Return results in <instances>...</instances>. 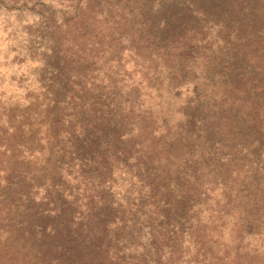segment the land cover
Here are the masks:
<instances>
[{
  "label": "clouds",
  "instance_id": "clouds-1",
  "mask_svg": "<svg viewBox=\"0 0 264 264\" xmlns=\"http://www.w3.org/2000/svg\"><path fill=\"white\" fill-rule=\"evenodd\" d=\"M91 3L92 0H0V129H7L9 136L16 133V126L9 121L13 110L19 113L15 116V125H21L26 117L31 122V125H22L25 135H29L34 127L47 129V124L41 125L40 122L54 101L44 84V77L45 70L50 74L53 72L47 58L53 56V48L58 41L61 56L93 66L84 85L93 93L103 89L106 95L112 96L115 102L110 103V107L118 112V118H123L126 125L119 139L126 145L135 146L126 162L123 158L110 156L105 175L89 180L81 175L79 162L71 169L64 165L60 175L70 186L63 190L64 199L76 201L75 206L79 208L73 218V228L87 216L90 199H94L98 207L104 205L98 193L109 194L114 200L113 208L122 205L125 209L130 206L129 200L139 204L141 197H150L152 186L141 178L144 165L140 160H147L145 153H158L151 161L158 168L174 171L181 165L182 162L175 158L170 163L161 149L166 142L176 138L179 125L188 119L186 110L196 107L195 89H203L207 82L208 61L203 56L182 65L162 50L150 56L138 54L129 46L127 38L120 41L119 47H110L107 42L109 33L118 34L117 22L123 23L120 8L114 9L115 19H112L108 11L90 13ZM159 8L157 0L153 11ZM123 15L128 16V13ZM81 21L91 27V33L84 34L79 27ZM160 27H164L163 21ZM220 27L212 26L211 35L204 41L211 42L213 52L224 44L223 40L215 39ZM45 28L54 39H42L41 33ZM78 79L84 78L79 74L72 75V81ZM211 92L209 88L208 93ZM90 106L91 102L85 107ZM67 123L66 119L65 125ZM41 137L40 143L45 145V150L29 152L21 146L23 156L20 159L43 163L49 153L43 131ZM67 138L68 133L61 134V139ZM6 151V146H0V154ZM7 154L10 156L11 152ZM6 175L7 171L0 169V188L7 184ZM232 175L244 179V173L234 171ZM188 179L195 183L192 177ZM229 185L226 187L211 176L202 186L196 185L200 189V200L206 202L190 204L187 215L191 217V226L180 235V251L173 253L164 247L160 257L163 264H264V211L259 216L250 215L248 209L251 205L243 195H238L237 185L231 182ZM50 187L51 180L43 187H33L32 198L37 204L47 202ZM261 187L264 188V184ZM169 189L175 191V183L170 184ZM161 191L166 189L161 188ZM153 210L151 204L146 209ZM58 211L48 214L55 216ZM15 219V208L10 212L0 205V264H47L20 237ZM119 225L120 220L117 219L115 224H109V229H116ZM48 231L52 232L51 227ZM144 231L141 239L147 245L151 237L147 235V228ZM176 231L179 233V228ZM126 251L140 254L144 248Z\"/></svg>",
  "mask_w": 264,
  "mask_h": 264
},
{
  "label": "rangeland",
  "instance_id": "rangeland-1",
  "mask_svg": "<svg viewBox=\"0 0 264 264\" xmlns=\"http://www.w3.org/2000/svg\"><path fill=\"white\" fill-rule=\"evenodd\" d=\"M221 2L222 0H159L160 8L158 11L154 12L153 6L157 3V0H92L89 12L95 13L99 11L103 13L104 11H108L109 17L115 19L113 11L115 8L119 7V14L123 23L117 22L118 27L116 28V33L118 34L114 35L109 33L107 42L110 47H119L120 41L123 38H127L129 40V46L141 55L150 56L161 50L165 54H169V49L173 44H171V39L169 37H174L178 32H184L183 35L186 37V40L189 39V36L193 37L192 41L197 45L195 53L199 56H203L208 61L206 66L207 82L204 84L203 89L198 87L200 98L203 99L205 96L203 94L201 95L202 92L206 93L207 96L218 97V95L224 94L223 85L226 83V79L233 82L230 75L226 74L228 71L225 68L226 66L221 63L222 60L220 61L218 69H216L215 65L212 66L209 61V59H212V62L216 63L217 57L215 55L217 53L231 49L235 45L236 39L232 37L233 31L240 33L242 37L249 34L248 38L252 34L258 33L259 36L262 35V41L264 40V28L261 31L252 28L248 25L246 20H243L241 16L235 13H227L230 15V18L227 20L224 15L227 8ZM187 10H192L193 13H188ZM124 12H127L128 16H131V19L123 15ZM40 14L43 15L42 13ZM243 17L247 18V14L243 13ZM161 21L164 23L163 28L160 27ZM212 26H221L220 30L216 33L215 39L223 40L224 42L223 47L218 48L215 52L212 51L211 42L204 43L208 36L211 35ZM79 27L83 29L84 34L92 32L91 27L84 21L79 22ZM167 31H171L169 36ZM192 31H196L198 36H195ZM228 31L229 33L226 34ZM41 37L42 39L45 37L54 39L52 34L47 31V28L41 33ZM59 52L60 46L57 41L53 48V56L47 58L53 72L50 74L45 70L44 77V84L48 88V91L52 93V101H54V103L50 104L48 109H46L44 119L40 122L41 125L46 123L47 129L34 127L29 135H25L22 125L24 123H29L31 125V122L26 117L25 120L21 122V125H15V116L19 113L13 110V112L9 114V121L10 124L16 126V133L9 136L7 129H0V132L3 133L0 135V146L10 147L15 143V145H22L24 148H27L28 151L43 152L45 150V145L40 143L42 131L44 132V138L48 140L47 150L52 144L54 136H61V134L64 133L63 131H69L70 136L74 135L78 138V141L74 140L73 145H76L79 149V146L82 148L85 147L83 145L84 142L88 144L95 141L98 131H102L105 137V140H103L105 145L103 148H105L106 151L103 155L104 159H106L109 164V157L116 156L117 159L123 158L126 162V157L132 155L135 146L126 145L119 139L126 125L123 118H118V112L110 107V103L115 102L112 96L106 95L103 89L97 93H93L84 85V80L87 79L89 71L93 67L91 64L67 59L61 56ZM209 53H211L210 56ZM78 70H81L83 73ZM73 74H79L84 79L72 81ZM248 80L245 82V87L247 86ZM241 84L242 82L239 85ZM77 88H79V90H77ZM209 88L212 89L211 94L208 93ZM97 94H101L103 98H95ZM81 95L88 100L87 105L91 102L90 108L80 105L78 98ZM206 99L208 98L206 97ZM62 104L65 106L62 107ZM191 108L192 107H189L186 110V115L197 110H191ZM69 109H71V111H69ZM105 109H107V111H105ZM201 111L202 110H200V113L198 112L195 114L193 124L190 127L195 135L200 137L196 142L200 144L197 146L194 145L192 153H188L186 150H183L182 154H179L180 151L176 153V155L178 154V159H180L179 161L182 162L181 165L175 167L174 171H170V169L165 171L161 170L166 176H163L164 182L157 186L156 182L153 183L152 180V167H148L146 161L141 158L140 163L144 165L141 178L152 186L150 197L147 199L141 197L139 204L129 200V208L125 209L121 205L117 208L112 207L111 212L106 213L108 216L106 220H109L110 224H115L117 219L120 220V225L116 229H108V233L106 232L107 235H105V239L101 244V250L105 252L107 244L109 256L111 252L110 257L112 264H163L160 257L163 254L164 247H168L173 253L179 252L180 235L191 226V217L187 215L190 204L206 202L200 200V189L197 193L188 192V177H202L199 184L201 186L209 176L213 177L216 181L227 177L224 171L221 170L224 167L223 164L225 163L229 148L225 146L218 148L217 145H213L211 142L206 143L203 139L202 131L198 128V114H201ZM190 118L191 117H188L185 123L179 125L178 132L188 127L187 122H190ZM66 119L68 120L67 125H65ZM77 128L80 129L79 134L77 133ZM82 134L85 135L88 143L83 138L82 140L79 139ZM118 153L123 155L118 156ZM240 153L244 166L246 165L245 167H249L248 171L250 172L254 165L252 158H250L248 152L240 150ZM2 154H0V169L7 171L10 167H8L7 161ZM157 154L158 153L154 152V155ZM145 155H147V153H145ZM196 157H198V159ZM22 162L28 165H23L21 163L19 166L12 168L16 171L7 173L5 177L7 184L11 183L8 180L9 176L14 178L16 176L15 173L18 171L20 173L18 176L26 183L25 190H22V192L27 195L24 196V199L31 197V200L26 204L32 210H41L43 214L49 213V209L59 210L63 211L64 215L67 217H74L76 214L75 211H69L74 210V207L76 208L75 204L67 201L63 196V190H68L70 186L63 180L60 171L64 165H68L69 169H71L77 162L80 164V160L76 158L68 159L67 156H59V158L54 157L48 162L46 167H43L42 163L38 160L29 161L23 159ZM35 164H39V168L34 167L33 165ZM256 169H258V167ZM89 170L90 174L87 175V178L92 179L93 177H97V172H94L92 169ZM69 174H71V172H69ZM87 178L85 177L86 180H88ZM49 180H51V187L47 190V202L37 204L32 198V189L33 187H43ZM172 183L176 185L175 191L169 189V185ZM52 184H54L55 187L52 186ZM8 188L9 190L6 191L4 187L0 188V197H2V199H0V205H3L5 209L9 210V205L12 201L10 190L14 188ZM56 188H58L57 191H55ZM161 188L166 189V191L162 192ZM19 189L21 190V186ZM99 196L102 200L109 197L112 203L114 202L113 198L107 193H105L104 196L103 194ZM20 201L22 202L23 200ZM18 202L17 204H19ZM150 204L153 206L154 210L146 211ZM133 206L135 210H133ZM20 209L15 213L16 219L14 223L18 225L17 223L20 221V216L24 215L25 218L20 221L21 226H19V233L20 237L25 240L22 231L26 230L28 227L26 224H23L26 221L28 212L27 207H23V211H20ZM43 210L45 211L43 212ZM78 211L79 209L77 212ZM45 216L46 215L41 216V226L45 225L49 227L52 221L45 219ZM161 216L164 218L160 219ZM29 226L35 225L31 224ZM145 228L149 230L147 235L151 237L147 245L143 244L141 239L145 235ZM177 228H179V233L176 231ZM31 230H33V232L37 231V229ZM114 237L116 238L114 239ZM120 238H124V240L117 242L118 240L116 239ZM46 244L50 247L52 246L49 239L39 241L41 252H44ZM139 247L144 248L143 253L137 254L135 252L126 251L127 249ZM208 251H211V249H208ZM112 257H114V259ZM106 264L110 263L107 262Z\"/></svg>",
  "mask_w": 264,
  "mask_h": 264
},
{
  "label": "trees",
  "instance_id": "trees-1",
  "mask_svg": "<svg viewBox=\"0 0 264 264\" xmlns=\"http://www.w3.org/2000/svg\"><path fill=\"white\" fill-rule=\"evenodd\" d=\"M221 3L227 8L224 13L227 20L230 18V15L227 13H235L241 16L243 20H246L252 28L259 29L258 31L263 30L264 0H222ZM192 10L187 11L188 13H193ZM243 13L247 14V18L243 17ZM192 32L195 36H198L196 31ZM170 33L171 31H167L168 36ZM228 33L229 31L226 34ZM183 34L184 32H178L174 37H169L171 44H173L168 54L182 65L194 61L197 57H201L195 53L197 45L192 41L193 37L189 36V39L186 40ZM248 35L242 37L240 33L233 31L232 37L236 39L235 45L231 49L217 53L215 55L217 57L216 63L212 62V59H209L211 65H215L216 69L219 68L220 61L222 60L221 63L226 66L225 68L228 71L226 74L230 75L233 82L226 79V83L223 85L224 94L218 95V97L207 96L206 93L202 92L201 95L203 94L205 98L201 99L198 88L195 89L197 103L196 107L191 108V110H197L187 115V117H191L190 122H187L188 127L177 132L176 138L166 142L165 147L161 151L166 154V158H169L170 163L172 162V158L180 160L178 159V154L176 155L179 151V154H182L183 150L192 153L194 145L200 144L196 143L200 137L195 135L190 127L193 124L195 114L200 113V110H202L201 114H198V128L203 133V139L206 143L211 142L213 145H217L218 148L224 146L229 148V152L226 154V162L223 164L224 167L222 166L223 169L221 170L224 171L227 177L217 182L224 184L226 187H230L229 182L237 185L238 195H243L244 200L251 205L248 209L249 214L259 216L264 211V188L261 187V184H264V171H262L264 170V40L262 41V35L259 36L258 33L252 34L249 38ZM78 71L82 72L81 70ZM247 80L248 83L245 87ZM241 82L242 84L239 85ZM95 98L102 99L103 97L101 94H97ZM78 100L80 101V105H87L88 100L83 95ZM63 132L68 133L67 140L61 139V136L53 137L52 144L48 147L49 155L42 163L43 167H46L48 162L54 157L67 156L68 159L76 158L80 160L81 175L86 178L90 174L89 169L97 172V177L105 175L109 164L103 157L106 152L105 148H103L105 146L103 143V140H105L103 132L98 131L95 141L91 143H88L87 138L82 134L79 139L82 140L83 138L89 145L84 142L83 145L85 147L79 146V149L76 145H73L74 140L78 141V138L74 135L70 136L69 131ZM21 146L14 143L12 146L6 147L7 151L2 154L7 161L8 167H10L7 173L16 171L12 168L19 166L21 163L23 164V159H20L23 156ZM245 148L248 150L247 152L250 158H252L253 164L256 168L258 167V169L253 167L250 171V176L248 175L249 167L244 166L240 156V150L245 151ZM8 151L11 152L10 156L7 154ZM153 155L147 154V160L144 159V161H146L148 167H152L153 183L156 182V185L159 186L164 182L163 176H166L161 170L170 169L172 171L173 169H161L153 165L151 163ZM23 165L28 164L25 163ZM33 166L39 168V164ZM234 171L244 173V179L240 180L239 177L234 178L232 175ZM15 174L14 178L9 176L8 180L11 183L6 184L4 189L6 191L9 190L8 187L10 189L14 188L10 190L12 201L9 205V211L15 208L16 213L20 208L27 207L28 215L23 224H26L28 227L22 232L25 236L24 241L30 246V250L38 255L41 254L47 261V264H106L107 262L112 264L107 244L106 252L101 250V244L108 233L110 224V221L106 220L108 218L106 213L111 212L113 204L109 197L103 200L104 205L102 207H98L95 200L90 199L87 216L84 217L77 227L73 228L74 217H67L63 211H58L57 215L52 216L48 213L43 214L41 210H32L26 204L31 200V197L24 199V196L27 195L22 192V190H25L26 183L18 176L20 174L18 171ZM201 178L194 177L195 183L191 180L187 181L189 193L190 191L194 193L199 192V188L196 185L200 184ZM87 179L89 180V178ZM20 186L21 190L19 189ZM52 186L55 187L54 184ZM100 194L105 195V193H98V195ZM20 200L23 201L21 202ZM72 203L76 204V201ZM78 209V207H74V210H70L69 212L75 211L77 213ZM51 211L56 210L49 209V213ZM42 215H46L45 219L52 221L51 225H49L52 229L51 233L47 229L49 227L45 225L41 226L40 220ZM23 218H25L24 215L20 216V221ZM20 221L16 222L18 226H21ZM31 224L35 226H29ZM31 229H37V231L33 232ZM43 239H49L52 246L50 247L46 244L44 252H41L39 241ZM116 240L119 242L120 240H124V238Z\"/></svg>",
  "mask_w": 264,
  "mask_h": 264
}]
</instances>
